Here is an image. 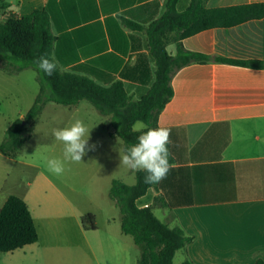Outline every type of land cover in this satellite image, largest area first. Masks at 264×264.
<instances>
[{"label":"crops","instance_id":"0c3cea01","mask_svg":"<svg viewBox=\"0 0 264 264\" xmlns=\"http://www.w3.org/2000/svg\"><path fill=\"white\" fill-rule=\"evenodd\" d=\"M166 1L3 0L0 22L9 12L22 16L45 9L55 37L53 56L61 70L105 86L121 81L132 99L139 100L155 81L156 64L147 34L132 30L125 20L147 26L164 14ZM190 1L179 0L177 10H186ZM258 2L264 0H209L207 7ZM183 46L212 58L264 61V18L200 32L185 39ZM167 51L175 56L177 44L171 42ZM172 87L174 97L160 114L158 127L171 129L173 167L137 205L152 207L163 223L192 238L176 252L173 264L264 260V69L191 63L174 75ZM104 128L111 140L120 138L110 134L112 128ZM107 142L88 151V167L120 161L118 155L111 156L112 144ZM18 153L7 156L0 151V208L11 195L25 200L39 239L6 253V263L98 264L90 235L98 228L87 230L80 222L96 214L77 209L62 189L44 178L39 166L21 161ZM125 250L124 243L117 244L120 262L114 264H128Z\"/></svg>","mask_w":264,"mask_h":264},{"label":"trees","instance_id":"16d2710c","mask_svg":"<svg viewBox=\"0 0 264 264\" xmlns=\"http://www.w3.org/2000/svg\"><path fill=\"white\" fill-rule=\"evenodd\" d=\"M179 0H167L164 14L147 26L125 20L132 30L147 34L151 54L156 64L155 81L139 100H133L121 81L101 85L88 76L66 72L58 66L51 76L39 71L40 90L33 105L23 118L15 119L7 129L0 151L16 155L27 142V123L35 122L45 106L52 102L63 106L89 102L103 116L108 117L106 128L123 140L124 149L137 143V137L147 129L133 130L143 122L148 128H157L160 114L174 97L172 78L191 63L215 61L254 69H264V61L238 60L190 52L183 41L200 32L214 28H231L245 22L264 18V2L208 8L209 0H191L183 12L177 10ZM55 37L51 32L50 17L45 9H35L22 16L7 13L0 22V58L21 59L30 64L41 55L53 57ZM177 44V54L170 55L167 46ZM10 64V63H8ZM21 70V68H18ZM171 162V156L169 158ZM136 183L128 185L113 179L109 197L121 214V231L131 236L140 249L138 264H173L176 252L192 241L179 228H170L153 212L152 207H139L137 200L155 185L144 182L145 172H135ZM159 199H155L157 204ZM84 228L96 229V218L89 213L81 218ZM39 235L30 208L25 200L11 195L0 208V253L13 252L38 241ZM181 264H194L185 261ZM254 264H264L257 260Z\"/></svg>","mask_w":264,"mask_h":264},{"label":"rangeland","instance_id":"374dc122","mask_svg":"<svg viewBox=\"0 0 264 264\" xmlns=\"http://www.w3.org/2000/svg\"><path fill=\"white\" fill-rule=\"evenodd\" d=\"M2 5H4L3 0H0V12L3 14ZM1 67L5 70H0V112L6 113L0 116V142H3L7 129L18 118V113L26 114L33 105L39 93L40 84L38 81L39 70L33 64L21 59L6 57L0 58V69ZM76 119L82 120L90 129L89 145L99 146L104 141H109L112 144L111 156L115 158L118 155L120 158V154H124L122 139L111 140L107 136L108 130L104 128V125L108 117L101 115L89 102L82 101L71 107L48 103L35 122L26 124L25 135L28 140L19 151L18 157L23 162L39 166L44 178H49L62 189L81 212L96 214L98 231L97 234L90 235L98 256V264L120 262L118 255L120 251L117 252L118 243L125 244L127 263L137 264L140 258V249L134 244L131 236L120 234L119 216L121 214L115 202L109 197L112 178L133 185L136 182L135 174L131 173L128 168L120 166V161L88 167L86 157L88 151L80 163L65 161V171L62 175H54L46 168V157L63 159L64 146L55 140L52 136V130L69 126ZM141 123L137 122L135 125ZM142 129L136 128V130ZM30 176L31 174L29 178H31ZM87 230H91V228L87 226ZM76 235V231L72 230L71 237L75 238ZM109 235L116 239H109ZM7 255L0 253V264H7L6 261L9 257ZM64 264L71 263L67 260Z\"/></svg>","mask_w":264,"mask_h":264},{"label":"clouds","instance_id":"9594fccd","mask_svg":"<svg viewBox=\"0 0 264 264\" xmlns=\"http://www.w3.org/2000/svg\"><path fill=\"white\" fill-rule=\"evenodd\" d=\"M36 68L46 76L57 71L58 64L55 57L48 54L41 55L33 61ZM146 128L137 137V143L128 146L120 154V166L133 172L146 173L144 182L149 185L161 183L166 179L173 165L170 163L171 152L169 145L172 143L171 129L167 127L148 128L147 125H133L136 128ZM52 136L63 144V159L45 158L46 168L54 175H62L65 171V161L80 163L87 151L95 150V145H89L90 129L82 120L76 119L69 126L52 130Z\"/></svg>","mask_w":264,"mask_h":264}]
</instances>
